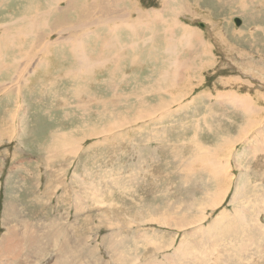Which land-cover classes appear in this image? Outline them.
I'll use <instances>...</instances> for the list:
<instances>
[{"label": "rangeland", "instance_id": "obj_1", "mask_svg": "<svg viewBox=\"0 0 264 264\" xmlns=\"http://www.w3.org/2000/svg\"><path fill=\"white\" fill-rule=\"evenodd\" d=\"M102 1L109 11L128 10L129 20L137 13L134 4L144 11H158L164 2ZM0 2L9 10L0 30L16 26L13 14L19 0ZM22 8L33 12L31 0H25ZM157 16L146 33L152 37L146 52L156 50L158 64L150 58L143 64L149 79L154 68L157 79L167 76L156 82L161 85L159 93H150L152 87L147 93L155 94L142 105L149 111L148 119L140 116L139 96L129 92L110 96L119 71L110 73L114 62L89 70L90 76L96 72L99 78L107 72L110 76L105 80L110 82L108 89L99 88L98 96L91 92L97 86L70 87L75 110L63 112L69 122L65 120L66 125L58 129L64 119L60 112H40L41 118L40 113L32 117L30 113L28 118V97L19 94L29 69L35 70L42 59L32 67L22 65L13 80L0 83V264L62 260L61 264H264V0L232 4L230 0H172ZM235 17L241 19L238 26ZM107 18L113 19L108 22L112 26L119 19L114 14ZM174 20L198 32L199 40L169 51L162 31L173 28L180 38L171 26ZM139 28L137 39H143L144 27ZM89 32L94 33L87 30L84 40L90 38ZM137 32L132 33L133 39ZM139 43L130 48L133 54L123 57L140 56L135 51ZM11 53L6 52L8 59L13 58ZM123 60H119L122 68ZM178 62L184 64L175 77L173 64ZM234 95L243 100L251 97L252 102H246L254 109L249 103L247 109L240 108L231 100ZM104 99L114 100L108 105ZM101 100L111 110L115 103L111 118L102 112ZM82 124L83 128H76ZM61 131L78 141L72 151L68 138L56 145ZM42 141L48 144L43 146ZM201 152L221 162L219 179L209 167L211 160L196 159ZM218 188L224 196L212 206ZM221 213L233 219L226 228L222 219L216 223ZM165 218L177 227L161 223Z\"/></svg>", "mask_w": 264, "mask_h": 264}, {"label": "crops", "instance_id": "obj_2", "mask_svg": "<svg viewBox=\"0 0 264 264\" xmlns=\"http://www.w3.org/2000/svg\"><path fill=\"white\" fill-rule=\"evenodd\" d=\"M24 2H25V0H19V8L17 9L18 11L16 13L14 10L15 15L13 14V17L15 19L20 17V15L21 16L28 15L27 17L29 19L32 18L31 22H34L37 24V20L34 17V15H36V16H39L40 18H43L42 21L40 19L39 22H42V23L46 22L45 24H48V26L51 25L50 23H53V24L55 23L56 15H58V14L55 13L56 14L55 15L54 13L50 12V13H46V14L41 16L40 15L41 13H33V12H30L29 10L25 11L22 8V4H24ZM31 11H34V10L31 9ZM8 12H9V10L7 8H4L2 5L0 6V23L5 22V21H3V20H5L3 18L8 14ZM31 15H33V16H31ZM47 16L50 18V20ZM53 17H55V18H53ZM65 17H68V21L73 22V26L71 27L72 29L71 28L66 29L67 31L70 32L71 38L73 39V40L72 39L70 40V42H71L70 45H68L69 43L67 42L66 35L64 37H62L63 39H62V42H60L61 44H59V43L58 44L57 43L52 44V38L54 37V35L52 34V31H49L50 29H48L47 27H45L43 29L44 30L43 31L44 32L43 40H40L39 37H41L40 35H43V33H42V31H40V29L36 28V25L32 29H30V31L28 33L26 31H23L20 28L19 24H17L16 27L26 35L25 36L21 35V39L18 38L19 40L17 41V46L14 45V47H12V48L10 47L11 49L10 48L4 49V45L2 44V41H3V33L5 32L4 31L5 29L0 30V83L5 82L7 79H10V80L14 79L15 73L17 71H19L20 67H22V65L17 67V64L15 63L20 52L22 54H24L25 50H27V49L31 50V56H33V54H34L33 59H31V63L37 61V58H40V59H42L41 64H40V66H38V65L34 66V68H35V71L33 72L34 74H31V68L29 69V72H28L29 75L26 79V82L20 83L19 94L28 97V99H27V104L29 107L28 112H27L28 118H29L30 113H31V117H32L35 113H40V112L43 113V112H48L50 110H57V112H60L61 116L64 119H63V121L61 119V121L63 123L56 125L57 129L61 128V126L66 125L65 120L67 122H69V120L64 116L63 112L68 111V110H72V111L75 110L73 107H71V106H73V101L70 100V94H71L70 93V87L71 86L82 85L87 90H89V88H91L92 86H97V90L91 91V92L95 96L96 95L98 96L100 94L99 88L103 87L105 89H108L106 87L107 83L110 84V82L108 80L105 81L108 77H110L108 75V72H107L105 77L103 76L102 78H99L97 75V72L95 74L93 73L94 75L92 74L90 76L89 71H88V73H83L82 77H81V74L77 77L75 76L77 80L74 82L71 81V79L67 78L66 76L65 77L62 76V74L64 75V72L67 71L70 66H72L73 64H75L78 61L77 59L74 58V52L73 51L71 52L72 42L76 45H78V43H76L78 39H81L83 42V40H84L83 34L88 30V28H84V26L81 27L80 25H78L80 22L79 18L81 17L79 9L74 8L72 10L71 9L67 10ZM69 17H72L73 20L69 19ZM44 18H46V19L48 18L47 20H49V21L45 20ZM56 27H58V26H56ZM100 31H97L94 34H91V38L86 40L89 42V45L85 47V51L87 53H90L89 55L92 59H94L96 56H98L101 53L100 39L97 38L98 39L97 40L95 35L97 34L100 36H104V35L108 34L106 32L102 33V30H100ZM48 33H50V35ZM129 34H130L129 31L124 30V29L123 30L117 29L116 32L111 33V36L113 35V37H114L116 35V38H117L115 40L117 43V47L111 49V55H110L111 59H109L108 61H105L102 64V66L91 67L89 70H92V72H94L95 70L103 69L106 64L114 62L113 63V71H114L113 73H115V70H119V71L116 73V76L114 77V79H117V83L112 82V89L110 88V94H111L110 96L111 97L113 95L115 96V94H118V93H119L118 95H122V94L127 93V92H129L131 95H133V94L135 95V92L140 89L139 91H142L143 93L145 92L144 93V101H146L147 96L155 95V94H147L148 93L147 92L148 87L153 88L152 89L153 91H151V93H155V91L157 93L159 91L160 85L157 84L156 82L158 80H160V75H159L158 79H156L158 76V74L156 72V68L151 69L152 75L153 74L154 75L151 79H149V76L151 74H149L148 67L146 70L145 64H143V61L147 60L149 58L154 59L155 60L154 63L156 66L158 64L156 59H158L160 56L156 55L155 52L154 53L152 52V54L149 55L150 52H146V49H145L146 46L143 45L142 43H139L138 44L139 46L137 45L138 47L136 48L135 51L139 52L140 56H138V58L133 56L134 58L132 57V59H140V60H142V63H139V65L137 63H135V65H134L132 59L127 58V57H123V54H125V52L126 53L128 52L129 54H133L132 53L133 49H130L132 46L130 45L131 37H129ZM75 35H76V38H75ZM45 39H47V41ZM118 44H119V46H118ZM126 44H128V45H126ZM36 45H39V46H36ZM45 45H46V47H45ZM41 46H44V47L42 48ZM82 46H83V44H82ZM123 46H124V48L122 49ZM127 46H129V47H127ZM134 46L135 45H133V47ZM5 50L7 51L8 54L12 52L11 53V54H13L12 59H8ZM40 50H42V52H41V55L39 56V55H37V52ZM72 50H73V48H72ZM119 50L122 51V58H121V56L117 57V51H119ZM67 52H68V54H67ZM16 54H17V58L15 59L14 56ZM113 55H115V56L113 57ZM13 59H15V61ZM119 59H124L123 60L124 64H122L123 68L120 67L121 62H119ZM12 60H13V64H15V66H8V63L10 64V62H12ZM26 61L27 60L24 59V62H26ZM126 61H128V62H126ZM25 64L26 63H24V65ZM137 66H141V68H137ZM52 73H53V75H52ZM125 74H127V75H125ZM84 75L85 76L88 75V77L84 78L85 77ZM86 81H88V82H86ZM114 84L116 85V89L114 87ZM75 90L76 89H74V91ZM84 96H82V99H84ZM32 97H35V98L33 99ZM111 100H114V99H111ZM75 102H78V101L75 100ZM80 103L82 104L83 102H79V104ZM45 104H48L49 108L45 109V107H44ZM54 104L56 105V107L52 108V105H54ZM62 104H64V105H62ZM113 105H114L113 106V109H114L115 103H113ZM4 106L5 105H3V107ZM41 113L39 115L40 118H41ZM31 117H30V119H31ZM47 117L49 118V116H47ZM42 118H43V120L45 119V117L43 115H42ZM30 119L27 120L28 126H31ZM40 144L44 146L48 143H46L45 141H42V143H40Z\"/></svg>", "mask_w": 264, "mask_h": 264}, {"label": "bare ground", "instance_id": "obj_3", "mask_svg": "<svg viewBox=\"0 0 264 264\" xmlns=\"http://www.w3.org/2000/svg\"><path fill=\"white\" fill-rule=\"evenodd\" d=\"M45 2L44 3H42L41 5H40V3H37V2H35V0H31V9L32 10H34L33 11V13H41L40 15L42 16V15H44V14H46V13H50V12H52V13H56V14H58V15H56V21H55V23L53 24V23H50L51 25L50 26H48V24H45V23H42V22H39V20L41 19V21H42V19L43 18H40L39 16H36V15H34V17H35V19L37 20V24L36 23H34V22H31V19H29L27 16H21L20 15V17H18V18H16L15 19V22H17V24H19V26H20V28L23 30V31H26V32H28L29 33V31H30V29H32L35 25H36V28L37 29H39L40 27H43V28H45V27H47L48 29H50L49 31H52V33H53V35H54V37L52 38V44H55V43H59V44H61L60 42H62V37H64L65 35H66V38H67V42L69 43L68 45H70V40L72 39L71 38V35H70V32L69 31H67L66 29H69V28H71L72 26H73V22H71V21H68V17H65V15H66V11L67 10H69V9H74V8H77V9H79L80 10V15H81V17L79 18V20H80V22H79V24L78 25H80L81 27H86V28H89V27H91V29H88L89 31H92V32H94V33H96L97 31H100V30H102L103 28H105L106 27V33H108L107 35H104V36H100V35H95L96 36V39L97 38H99L100 39V48H101V53L98 55V56H96L94 59H92L91 57H90V53H87L86 51H85V47L86 46H88V45H85V41L87 40V39H89V38H87V39H85V40H83V42H82V40L80 39H78L79 41H77L76 43H78V45H76V44H74L73 42H72V44H71V47L73 48V50H72V48H71V52L73 51L74 52V58L75 59H77L78 61L75 63V64H73L72 66H70L69 67V73H68V75L66 76L67 78H72V79H75L77 76H79L80 74H81V77H82V74L83 73H88V71H89V69L91 68V67H99V66H101L105 61H108L109 59H111V49L112 48H115V47H117V43H116V35L113 37V35L111 36V33H113V32H115L117 29L118 30H127V31H129V37H131V43H130V45L131 46H133V45H135L136 44V42L138 41V42H141L143 45H145L146 47H145V49L147 48V43H150L151 41H152V37L150 36V35H147L146 33H147V31H149V29H150V21H153V19L154 18H156V16L157 15H159V13H160V11H166V7H167V3L168 2H171L172 0H164V2H162V7H161V9H159L158 11L156 10V9H151V10H143V9H141V8H139V7H136V5L134 4L133 5V7L135 6V8H136V10H137V13H134L133 15H132V21L131 20H129L128 18H127V16H128V10H126V9H124V8H121V9H115L114 11H109L107 8V5L106 4H104L103 3V1L102 0H44ZM115 1H122L123 2V0H111V2H115ZM231 1V4L234 2V0H230ZM30 2V1H29ZM106 2V1H105ZM129 2H130V0H129ZM28 4V3H27ZM36 5V7L34 8V6ZM131 5V4H130ZM178 5H180V4H178ZM177 5V6H178ZM184 5V4H183ZM128 6V5H127ZM132 6V5H131ZM117 7H119V6H117ZM122 7V6H121ZM44 8H47L46 10L44 9ZM110 8V7H109ZM132 8V7H131ZM134 8V9H135ZM26 9V8H25ZM174 9V8H173ZM186 9V8H185ZM188 9H189V6H188ZM181 10V9H180ZM26 11V10H25ZM173 11H176L175 13H177V10H173ZM130 12V11H129ZM72 14V13H71ZM111 14H114V15H117L118 17H119V19L117 18V20L118 21H115V22H117L116 23V25L115 26H112V24L110 25V24H108V22L110 23V22H112L113 21V19L112 18H110V19H108L107 18V16H110ZM54 15V16H55ZM75 15V14H74ZM131 15V14H130ZM193 15V14H192ZM31 16H33V15H31ZM95 16H97L98 18L100 17V16H103V18H101V19H96L95 18ZM172 16V15H171ZM48 17V16H47ZM158 17V16H157ZM49 18V17H48ZM47 18V19H48ZM53 18H55V17H53ZM133 18H135V19H137L136 20V22H133L134 20H133ZM34 19V20H35ZM45 20H47L46 18H44ZM172 19H175V16H173V18ZM49 20H50V18H49ZM49 20H47V21H49ZM52 20V19H51ZM142 20H145V21H147L145 24H140V21H142ZM33 21V20H32ZM87 21V22H86ZM51 22V21H50ZM87 23L86 25H84V23ZM166 24V21L165 20H163V24ZM17 24H16V26H17ZM76 24V23H75ZM153 24V23H152ZM173 25H175V27H176V31L178 30V32H180V38L178 37H176L175 36V34L174 33H172L173 31H174V29L173 28H171V29H169V30H167V29H165V28H163V31H162V33H163V40H164V42L165 43H167V49L170 51V49H172V51L174 50L173 48L175 47L176 48V46L177 47H179V46H182L183 45V43H184V45H188V43L189 42H191L192 40H199V39H197V36H199L198 35V32L196 33L195 31H193V30H190L188 27H182L181 25L179 26L178 25V23L174 20L173 21V24L171 25L172 27H173ZM199 25L200 26H204L203 25V23H199ZM16 26H14V27H10L9 25H5V26H3V27H5V32L3 33V41H2V44L4 45V49H7V48H10V47H12V46H14V45H16L17 46V41L19 40V39H21V35H26V34H24L22 31H20ZM56 26H58V27H56ZM141 26H143L144 27V33H145V35H144V38L142 39H137V37H138V33L139 32H137V28L138 27H140L138 30L140 31L141 30ZM75 27V26H74ZM79 27V26H78ZM0 28H2V27H0ZM9 28L12 30H9ZM56 30H55V29ZM80 28V27H79ZM154 28V27H153ZM72 29V28H71ZM77 30V29H76ZM151 30H153V29H151ZM101 32V31H100ZM137 32V36H136V38L135 39H133L132 38V33H136ZM43 33V35H40L41 37H39L40 38V40H43V36H44V32H42ZM81 33V32H80ZM93 33V34H94ZM103 33V32H102ZM150 33V32H149ZM165 33V34H164ZM34 34V33H33ZM49 35H50V33H48ZM91 32H89V34L88 35H90V38H91ZM200 34V33H199ZM28 35V34H27ZM48 35V36H49ZM56 35V36H55ZM73 35V34H72ZM77 35V34H76ZM76 35H75V38H76ZM79 35V34H78ZM74 36V35H73ZM85 36H87V35H85ZM51 37V36H50ZM174 37H176L178 40H176ZM200 37V36H199ZM19 38V39H18ZM165 38H166V41H165ZM48 39V38H47ZM47 39H45L46 41H47ZM65 39V38H64ZM203 39V38H202ZM66 40V39H65ZM64 40V41H65ZM73 40V39H72ZM94 40V39H93ZM98 40V39H97ZM194 40V41H195ZM33 41V40H32ZM118 41V40H117ZM39 42V41H38ZM82 42V43H81ZM86 42H88V41H86ZM48 43V42H47ZM125 43V42H124ZM123 43V44H124ZM197 43V42H196ZM82 44H83V46H82ZM88 44H89V42H88ZM120 44V43H119ZM119 44H118V46H119ZM23 45V44H22ZM41 45V44H40ZM44 45V44H43ZM125 45V44H124ZM200 45V44H199ZM19 46V45H18ZM36 46H39V45H36ZM65 46V45H64ZM136 46V45H135ZM30 47V46H29ZM42 48L44 47V46H41ZM45 47H46V45H45ZM70 47V46H69ZM127 47H129V46H127ZM153 47V46H152ZM61 48V47H60ZM120 48V47H119ZM124 48V46L122 47V49ZM193 48H194V46H193ZM198 48V47H197ZM201 48V47H200ZM35 49V48H34ZM40 49V48H39ZM64 49V48H63ZM121 49V50H122ZM149 49V48H148ZM150 49H152V48H150ZM164 49H166V48H164ZM118 50V49H117ZM121 50H119V51H117V57H119V56H121V58H122V51ZM58 51V50H57ZM155 51V53H156V50H154ZM162 51V50H161ZM164 51V50H163ZM181 51H183V49L181 50ZM5 52H7L6 50H5ZM41 52H42V50H40V51H38L37 52V55H41ZM59 52V51H58ZM61 52V51H60ZM149 52V51H148ZM177 52V51H176ZM180 52V51H179ZM192 52V51H191ZM126 53V52H125ZM154 53V52H153ZM158 53V52H157ZM169 54H171V52H168ZM197 53V52H196ZM67 54H68V52H67ZM73 54V53H72ZM113 54V53H112ZM129 54V53H128ZM182 54V53H181ZM191 54V53H190ZM66 55V54H65ZM154 55V54H153ZM176 55V54H175ZM195 55V54H194ZM201 55V54H200ZM17 56V55H16ZM33 56H34V54H33ZM33 56H31V50H29V49H27V50H25L24 51V54H22V53H20L19 54V57H21V59H20V63H19V66H21V65H24V63H26L27 64V66L29 65V64H31V66L33 65V64H38V63H40V61H39V59L40 58H37V61H35V62H33V63H31V59H33ZM67 56V55H66ZM69 56V55H68ZM115 55H113V57H114ZM71 57V56H70ZM126 57V56H125ZM132 57V56H131ZM130 57V58H131ZM193 57V56H192ZM36 58V57H35ZM68 58V57H67ZM134 58V57H133ZM136 58H138L137 56H136ZM164 58V57H163ZM171 58V57H170ZM173 58V57H172ZM175 58H176V56H175ZM24 59H26L27 61L26 62H24ZM83 59V60H82ZM99 59H103V60H99ZM168 59V58H167ZM189 59V57L187 58V60ZM192 59V58H191ZM195 59V58H194ZM29 60V61H28ZM117 60V59H116ZM120 60V59H119ZM163 61H164V59H163ZM170 61V60H169ZM174 61H176V59L174 60ZM119 63V62H118ZM140 63V62H139ZM25 64V65H26ZM120 64V63H119ZM183 64L184 63H175V64H173V66H174V76L176 77V71L178 72L179 71V69L181 68V67H183ZM121 65V64H120ZM135 65V64H134ZM168 65V64H167ZM2 66V65H1ZM9 66H15L14 64H10ZM26 66V67H27ZM38 66H40V64H38ZM69 66V65H68ZM159 66V65H158ZM172 67V66H171ZM187 67H189V66H187ZM197 67V66H196ZM165 68V67H164ZM167 68V67H166ZM183 69V68H182ZM185 69V68H184ZM20 70V69H19ZM173 70V69H172ZM2 71V70H1ZM21 71V70H20ZM20 71H17L18 73H20ZM35 70H33V71H31V74H33V72H34ZM154 71V70H153ZM158 71H159V69H158ZM54 72V71H53ZM68 71H66V73H67ZM114 72V71H113ZM113 72H111V73H113ZM164 72V71H163ZM169 72H171V71H169ZM188 72V71H187ZM22 73V72H21ZM60 73V72H59ZM65 73V72H64ZM150 73H152V72H150ZM155 73V72H154ZM161 73V72H160ZM49 74V73H48ZM169 74V73H168ZM173 74H172V77H174L173 76ZM52 75H53V73H52ZM51 75V76H52ZM126 75V74H125ZM154 75V74H153ZM76 76V77H75ZM85 76V75H84ZM167 76V75H166ZM166 76L165 75H163V76H161L160 78H166ZM18 77H20V76H18ZM55 77V76H54ZM58 77V76H57ZM156 77V76H155ZM21 78V77H20ZM23 78V77H22ZM179 78V77H178ZM178 78H176V80L178 79ZM182 77L180 76V79H181ZM157 79V78H156ZM155 79V80H156ZM163 80H165V79H163ZM169 80H171V79H169ZM259 80V79H258ZM152 81V80H151ZM160 81H161V79H160ZM165 81H167V80H165ZM174 81V80H173ZM22 82V81H21ZM175 82H177V81H175ZM158 83H159V80H158ZM174 83V82H173ZM172 84V83H171ZM177 84V83H176ZM175 84V85H176ZM155 85V84H154ZM163 85V84H162ZM158 86V85H157ZM161 86V85H160ZM165 86V85H164ZM174 86V85H173ZM166 87H168V84L166 85ZM165 87V88H166ZM143 88V87H142ZM157 88V87H156ZM151 88H148V90H147V92L150 90ZM153 89V88H152ZM164 89V88H163ZM140 90V89H139ZM139 90H137L136 92H135V96L136 97H138L139 96V98L141 99V101H142V103H141V106H138L139 107V112H140V116L142 117V118H147L148 116H147V114H148V109H145V108H143L142 107V105H143V103L145 102L144 100H143V97H144V93L142 92V91H139ZM153 91V90H152ZM160 91V90H159ZM158 91V92H159ZM157 92V93H158ZM151 93V92H150ZM155 93H156V91H155ZM167 94H170V92L169 93H167ZM248 94V93H247ZM158 95V94H157ZM174 95V94H173ZM179 95V94H178ZM185 95V94H184ZM119 96V95H118ZM120 96H122V95H120ZM171 96V95H170ZM222 96V95H221ZM135 97V98H136ZM168 97V96H167ZM172 97V96H171ZM226 98H227V96H225ZM221 98V97H220ZM224 98V97H223ZM243 98V97H242ZM120 99V98H119ZM162 99V98H161ZM104 100H106V101H108V105H109V103H111V99H104ZM104 100H101V102H100V104L102 105V108H103V110H102V112L104 113V115H106V116H108L109 118H111L112 117V115H113V109L111 110V108H104L103 107V104L105 103L104 102ZM228 100H229V98H228ZM231 100H233L234 102H236V105H238V106H240V108H244V109H247L246 107H245V105H246V101L248 100H252V98L250 97V98H248L247 100L244 98V100L243 99H241L240 97H236V95H234L233 97H232V99ZM188 102V101H187ZM191 102H192V100H191ZM250 103L252 102V101H249ZM248 102V103H249ZM247 103V104H248ZM250 103H249V105H250ZM112 104V103H111ZM118 104V103H117ZM134 104V103H133ZM135 104H138V103H135ZM182 104V103H181ZM184 104V103H183ZM181 105V106H184V105ZM187 104V103H186ZM185 104V105H186ZM232 104V103H231ZM233 105V104H232ZM252 106V104L249 106V107H251ZM81 108H84V107H82V106H80V108L78 109V110H84V109H81ZM133 108V107H132ZM132 108H131V110H132ZM237 108V107H236ZM262 108V107H261ZM251 109H252V107H251ZM254 109V108H253ZM252 109V110H253ZM241 110V109H240ZM137 111V110H136ZM243 111V110H242ZM249 112H251V111H249ZM252 113H254V112H252ZM251 114V113H250ZM103 115V114H102ZM103 115V116H104ZM77 117H80V116H78L77 115ZM127 119V118H126ZM136 119H139L138 117L136 118ZM148 119V118H147ZM146 119V120H147ZM123 120L124 121H128V120H125V118H123ZM146 120H144V121H146ZM130 121H135V118L134 119H131ZM137 121V120H136ZM84 122V121H83ZM138 122V121H137ZM125 123V122H124ZM109 125V124H108ZM108 125L106 126V127H108ZM130 126V125H129ZM84 127V124H82V125H79L78 127H76V128H83ZM88 127V126H87ZM90 127V126H89ZM92 128H93V126H92ZM94 132V131H93ZM96 132V131H95ZM99 132V131H98ZM72 133H74L75 135H77V130H72ZM78 133H80V131L78 132ZM100 134V133H99ZM249 135V134H248ZM74 137V136H73ZM57 138H58V141H57V143L58 144H56L57 146H59V144L61 143V140H63L62 138H68V139H70L71 140V151L73 150V149H75L76 148V146H77V140H75L74 138H72V135H69V133L68 132H65V131H61V132H59L58 134H57ZM81 141H83V140H81ZM61 145V144H60ZM81 146V145H80ZM225 146V145H224ZM77 150V149H76ZM202 151V150H201ZM74 152V151H73ZM201 154H202V152H201ZM199 155L196 159L197 160H200V162L202 161H204L205 159H207V160H211L208 164H209V167L214 171V174H215V177L217 178V179H219V177H220V174H221V172L219 171V166L221 165V166H223L222 164H221V162L220 161H217L216 159H213L210 155H208V154H206V153H203L202 155ZM205 157V158H204ZM204 158V159H203ZM221 159V158H220ZM223 160V159H222ZM205 162V161H204ZM203 162V163H204ZM207 163V162H206ZM205 163V164H206ZM221 166H220V168H221ZM9 187V186H8ZM225 190V189H224ZM219 191H221L219 188L217 189V192H219ZM225 194H226V192H225ZM12 195V194H11ZM215 199H214V201L212 202V206H215V205H217L219 202H221V199L223 198V196L224 195H222L220 192L219 193H215ZM209 205V204H208ZM205 217L204 216H202L201 217V219H204ZM168 218H165L164 220H162L161 221V223H163V224H165V225H174V226H176L177 227V223H174V222H171V221H169V220H167ZM220 219H222L221 221H222V224L225 226V228H226V225H228V221L231 219V221H233V219L231 218V217H229V215L228 214H223V213H221L220 214V216H219V218H217V221H216V223H218V221H220ZM187 220V219H186ZM200 220V219H199ZM196 221H198V220H196ZM263 221V220H262ZM187 223V222H186ZM196 224V223H195ZM202 224V222L200 221V223H198V225H201ZM184 225V224H183ZM194 225V224H193ZM197 225V224H196ZM208 225V224H207ZM186 226V225H185ZM184 226V227H185ZM214 226V225H213ZM192 227V226H191ZM207 227V226H206ZM210 227V226H209ZM221 227V226H220ZM228 227V226H227ZM209 229V228H208ZM215 228L213 227V230H214ZM211 230H212V226H211ZM210 230V231H211ZM209 231V230H208ZM210 231H209V234H211L210 233ZM213 232V231H212ZM64 260H62V261H59L58 263L59 264H61L62 262H63Z\"/></svg>", "mask_w": 264, "mask_h": 264}, {"label": "water", "instance_id": "obj_4", "mask_svg": "<svg viewBox=\"0 0 264 264\" xmlns=\"http://www.w3.org/2000/svg\"><path fill=\"white\" fill-rule=\"evenodd\" d=\"M233 22L235 23L236 26H238L241 23V19L239 18H233Z\"/></svg>", "mask_w": 264, "mask_h": 264}]
</instances>
